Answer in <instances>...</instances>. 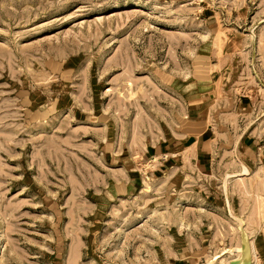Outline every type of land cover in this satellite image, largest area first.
<instances>
[{
	"label": "rangeland",
	"instance_id": "rangeland-1",
	"mask_svg": "<svg viewBox=\"0 0 264 264\" xmlns=\"http://www.w3.org/2000/svg\"><path fill=\"white\" fill-rule=\"evenodd\" d=\"M244 242L264 264V0H0V264Z\"/></svg>",
	"mask_w": 264,
	"mask_h": 264
},
{
	"label": "bare ground",
	"instance_id": "bare-ground-1",
	"mask_svg": "<svg viewBox=\"0 0 264 264\" xmlns=\"http://www.w3.org/2000/svg\"><path fill=\"white\" fill-rule=\"evenodd\" d=\"M244 170V173H243V175H247V170L246 169H243ZM237 176H241V175H237ZM237 253V254H235V255H233V259H230V260H232V261H229L228 260V262H232V264H251V261H250V253H249V251H248V249H247V245H246V243L244 242V247H243V250H241L240 248H237L235 251H225V252H223L222 254H221V256L220 257H218V262H219V264H223V262H224V258H225V255H229L230 253ZM240 252H241V255H240ZM231 255V254H230ZM236 258H239V261H237V259ZM236 259V260H235Z\"/></svg>",
	"mask_w": 264,
	"mask_h": 264
},
{
	"label": "crops",
	"instance_id": "crops-1",
	"mask_svg": "<svg viewBox=\"0 0 264 264\" xmlns=\"http://www.w3.org/2000/svg\"><path fill=\"white\" fill-rule=\"evenodd\" d=\"M200 151H202L201 149H199Z\"/></svg>",
	"mask_w": 264,
	"mask_h": 264
}]
</instances>
